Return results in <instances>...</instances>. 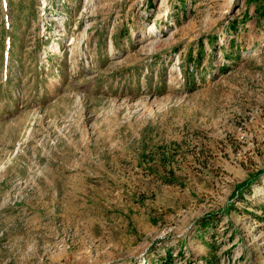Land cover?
I'll return each instance as SVG.
<instances>
[{"label": "rangeland", "instance_id": "374dc122", "mask_svg": "<svg viewBox=\"0 0 264 264\" xmlns=\"http://www.w3.org/2000/svg\"><path fill=\"white\" fill-rule=\"evenodd\" d=\"M0 264H264V0H0Z\"/></svg>", "mask_w": 264, "mask_h": 264}, {"label": "bare ground", "instance_id": "6f19581e", "mask_svg": "<svg viewBox=\"0 0 264 264\" xmlns=\"http://www.w3.org/2000/svg\"><path fill=\"white\" fill-rule=\"evenodd\" d=\"M164 2V1H163Z\"/></svg>", "mask_w": 264, "mask_h": 264}]
</instances>
